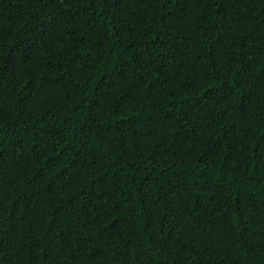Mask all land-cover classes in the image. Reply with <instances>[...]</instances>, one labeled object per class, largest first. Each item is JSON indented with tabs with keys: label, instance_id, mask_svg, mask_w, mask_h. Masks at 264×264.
Masks as SVG:
<instances>
[{
	"label": "trees",
	"instance_id": "trees-1",
	"mask_svg": "<svg viewBox=\"0 0 264 264\" xmlns=\"http://www.w3.org/2000/svg\"><path fill=\"white\" fill-rule=\"evenodd\" d=\"M0 264H264V0H0Z\"/></svg>",
	"mask_w": 264,
	"mask_h": 264
}]
</instances>
